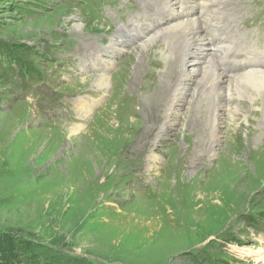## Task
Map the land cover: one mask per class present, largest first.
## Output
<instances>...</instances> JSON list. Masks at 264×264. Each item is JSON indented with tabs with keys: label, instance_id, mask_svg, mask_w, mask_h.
<instances>
[{
	"label": "rangeland",
	"instance_id": "obj_1",
	"mask_svg": "<svg viewBox=\"0 0 264 264\" xmlns=\"http://www.w3.org/2000/svg\"><path fill=\"white\" fill-rule=\"evenodd\" d=\"M106 1L0 0V48L23 63L0 71L2 241L28 243L38 263L264 264V94L247 104L197 96L202 46L180 49L175 67L185 70L165 75L175 58L167 47L184 41L164 25L167 14L142 15L167 5L181 16L176 0ZM236 1L222 0L213 14L240 21L247 38L234 35L238 57L258 47L259 6ZM87 3L105 14L97 28ZM139 18L140 41L116 37L119 28L133 35ZM156 22L163 30L148 41L144 29ZM193 70L199 75L185 76ZM103 74L108 86L93 87ZM157 81L182 92L173 98ZM228 157L240 169L220 187Z\"/></svg>",
	"mask_w": 264,
	"mask_h": 264
},
{
	"label": "bare ground",
	"instance_id": "obj_2",
	"mask_svg": "<svg viewBox=\"0 0 264 264\" xmlns=\"http://www.w3.org/2000/svg\"><path fill=\"white\" fill-rule=\"evenodd\" d=\"M180 2H182V7H185L188 10V12H186L185 14H182L181 16L177 15V14L181 13L180 11L178 13L176 12V14L173 13L170 6L165 5L164 7H162L163 10H166V11H164V13H167V17H170V19L168 18L165 20L166 23L164 22L165 23L164 25H167L169 27L171 26V30H170L171 32L170 33H175L174 34L175 38L179 37V38H182L184 41V45H182L179 42L180 40L178 41V39L176 38L175 44L171 45V47L170 46L167 47L168 50L165 49V50H167L166 52H168L170 55H175L174 59L170 58L168 60L167 67H166V69L167 68L168 69L165 71V75L166 74L168 75L171 73V70H169V68L172 70L174 69L177 72L179 71L178 73H181L182 71L185 70L182 67L177 68V69L175 67V63H181L182 56H183V54H185V53L182 54L181 50H183V52H185V50H186V52L188 51L190 53L192 48L196 47V48L201 49V46H202L203 51L204 50H208V51H207V53H204L205 56H203L204 55L203 53L201 54L202 59L205 57V62H203V64L205 65V69L202 73L200 72L201 77L198 81V86H199L198 90L201 89V94H199L200 93L199 92L197 96H201V97L210 96L213 101H216L218 98L220 99V97L221 98H229V99L234 97L240 103H242V104L246 103L247 104V100L250 97H252L254 95L264 94V62H260L257 65L258 68L260 69V72H256L255 70L251 69L252 65L248 62L237 64V69L232 72L234 74V75H232V77L230 75H229V77L225 76L226 73L224 74V71H223L224 69L222 70V67H224L222 65V60L223 59L225 60V58L227 57L228 53L230 52V47L234 46L233 41H228L231 45L227 44V43L226 44H220V46L216 45V42L218 43L217 37L219 40V36H222L221 31L225 30V28H226L224 18L218 13L213 14V13H215V10H214L215 6H219L220 4H223L222 0H180ZM235 2H237V1L235 0ZM197 5H198V7H197ZM197 8H199L201 11H204V13L206 15V20L204 22H202L201 19L196 17L197 15L193 16V13L196 11ZM237 9H238V7H237ZM208 12H211L210 16H208ZM138 15L140 17V15H141L140 12L138 13ZM146 16H147L146 14L142 15L143 18ZM143 18H142V20H143ZM175 19H177V22L174 25H170L171 22H174ZM139 20H140V18L136 22L139 25L140 24L143 25L141 23V21H139ZM178 20H180V21H178ZM139 25L134 23V25H132L130 27L131 31L137 32L136 33L137 34L136 39L144 37V34L142 32L143 29ZM144 25H147V24H144ZM162 25L163 24H161L160 27H158V28L153 27V28H148V29L145 28L144 29L145 37L147 38L148 41H149V39L153 38L160 31ZM151 27H152V25H151ZM126 31L127 30L124 28L118 29V32H126ZM211 33H216V34H211ZM151 34H154V35H151ZM168 34H169V32H168ZM124 35L127 36L126 34H124ZM149 35H151V36L148 37ZM163 35L161 33V34H159V37L160 36L163 37ZM211 37H212V39H211ZM129 40H130V38H129ZM132 40H133V37H132L131 41ZM138 41H140V40H138ZM157 44H160V41H158L155 44H151V46L157 45ZM114 46H115V44L113 43V47ZM182 46H183V48H181ZM159 47H161V46H159ZM197 51H199V50H197ZM148 53H149V51H148ZM262 54H264V53L262 52ZM159 61H161V60H159ZM158 66L160 67V65L156 63V67H158ZM162 71L164 72V70H162ZM198 73L199 72L195 71V70L188 71L187 73H185V76L187 75L190 77V76L196 75ZM180 81H181V79L179 80V83H180ZM167 83H169V81ZM159 85L162 87V88H160V90L165 92V93L167 91H169V92L172 91L173 92V98H175V97L178 98L179 95L181 94L182 88H183V86H182L181 88H177L175 90V89L171 88V87H174L175 84H174V86H170L169 84L165 85V83H162V82H160ZM107 86H108L107 78L104 77V74L100 78L94 79L93 87H95L97 89H101L102 87H107ZM209 89L212 91L209 93L203 92V90L207 91ZM153 102H156V100L154 99ZM209 104H210V102H209ZM85 112H87L86 109H83V113H85ZM79 128H80L79 126L72 127L73 132L79 131ZM260 146L258 144L255 147V150L256 149L258 150L260 148ZM228 153L231 154V153H233V151H230V152L228 151ZM228 153L226 155H228ZM223 157H224V155H223ZM148 160L151 161L152 163L157 162V160L154 156L149 157ZM228 160H232V161H228L229 162L228 164H224V163L221 164L222 167L220 169V171H221V173H220V184H219L220 187L222 184L227 185L229 183H232L234 181V179L237 177L236 174L239 172L238 168L240 169V166L238 165L240 162H238L236 159H231L229 157H228ZM247 173L248 172H246V174ZM187 213L189 214V211Z\"/></svg>",
	"mask_w": 264,
	"mask_h": 264
},
{
	"label": "trees",
	"instance_id": "obj_3",
	"mask_svg": "<svg viewBox=\"0 0 264 264\" xmlns=\"http://www.w3.org/2000/svg\"><path fill=\"white\" fill-rule=\"evenodd\" d=\"M14 62L19 63V66L22 65L23 68V63H21L19 58L16 56L15 50L14 52H9L7 48H0V71L6 70L7 68H9V70H12L10 69V67ZM19 68H21V66ZM30 248V245L26 242L22 243L20 241V244L16 245L15 241L11 240V242H4L0 237V264H66V261H61L59 258H55L52 256H46L42 262L38 263V258H35L33 260L29 257H36L37 255V253L34 252L35 250ZM21 256L24 258H28L27 263H22L21 260L18 261Z\"/></svg>",
	"mask_w": 264,
	"mask_h": 264
}]
</instances>
